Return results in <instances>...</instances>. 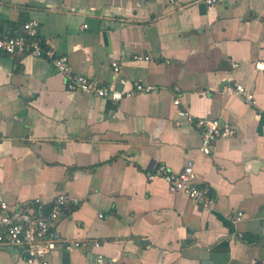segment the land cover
Returning a JSON list of instances; mask_svg holds the SVG:
<instances>
[{"label": "crops", "instance_id": "1", "mask_svg": "<svg viewBox=\"0 0 264 264\" xmlns=\"http://www.w3.org/2000/svg\"><path fill=\"white\" fill-rule=\"evenodd\" d=\"M28 20L74 72L120 91L155 86L73 92L51 60L0 52V200L71 198L60 230L80 245L50 264H264V0H0L4 31ZM200 118L236 133L206 154ZM189 160L209 205L148 180ZM0 264L40 263L1 246Z\"/></svg>", "mask_w": 264, "mask_h": 264}, {"label": "built area", "instance_id": "2", "mask_svg": "<svg viewBox=\"0 0 264 264\" xmlns=\"http://www.w3.org/2000/svg\"><path fill=\"white\" fill-rule=\"evenodd\" d=\"M219 1L221 0H205L208 5ZM42 43L39 37V22L35 20L24 22L22 28L13 33L4 31L0 25V52L21 56L29 54L51 60L56 69L64 75L65 86L69 91L120 99L131 95L133 91L150 92L155 89L154 85L135 81L134 90H116L112 85H104L96 78L74 72L67 55L49 48L45 50ZM133 59L148 60L150 56L133 54ZM112 65L115 72L120 70L118 60H114ZM257 66L261 68L264 65L258 63ZM235 90L243 94L248 102L253 101L252 92L248 91L244 84L236 83ZM180 101V98H176L174 102L179 104ZM179 113L192 119L189 111L185 109H181ZM196 124L203 130L201 150L206 154L211 153L213 144L219 138L236 133L234 125L227 122L222 124L216 118H200ZM155 179L165 180L171 191L186 194L205 205L211 204L215 199L211 186L199 183L193 160H189L179 171L173 170L165 163L158 164L148 172V180ZM70 202L71 198L63 193L50 203L39 198L13 204L0 200V247H20L26 253L28 262L50 264L52 253L60 246H79V241L67 239L60 230L64 210ZM242 216L243 212L239 211L235 219H241Z\"/></svg>", "mask_w": 264, "mask_h": 264}, {"label": "trees", "instance_id": "3", "mask_svg": "<svg viewBox=\"0 0 264 264\" xmlns=\"http://www.w3.org/2000/svg\"><path fill=\"white\" fill-rule=\"evenodd\" d=\"M42 46H43V48L46 50L48 47L46 46V44L44 43V41H43V43H42Z\"/></svg>", "mask_w": 264, "mask_h": 264}]
</instances>
